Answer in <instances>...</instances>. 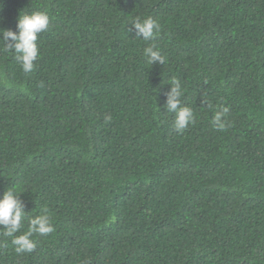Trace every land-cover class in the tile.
<instances>
[{
  "label": "trees",
  "instance_id": "1",
  "mask_svg": "<svg viewBox=\"0 0 264 264\" xmlns=\"http://www.w3.org/2000/svg\"><path fill=\"white\" fill-rule=\"evenodd\" d=\"M33 11L51 18L33 71L0 43V195L55 230L17 253L0 229V264H264V0H2L0 28Z\"/></svg>",
  "mask_w": 264,
  "mask_h": 264
},
{
  "label": "clouds",
  "instance_id": "2",
  "mask_svg": "<svg viewBox=\"0 0 264 264\" xmlns=\"http://www.w3.org/2000/svg\"><path fill=\"white\" fill-rule=\"evenodd\" d=\"M50 20L49 14L45 11L26 12L19 15L16 31L0 28L2 51L14 53L25 73L33 71L35 67V61L40 56L37 41L40 34L49 29ZM130 23L131 28L128 30L135 31L136 35L142 37L144 41H153L160 32L159 23L152 17H138L132 19ZM143 55L148 65L155 63L164 65L166 62L165 56L155 44L145 47ZM183 95L184 90L178 80H172L169 90L164 93V107L167 112L174 114L173 129L177 133H182L194 121L193 109L181 104ZM203 102L207 103L206 97ZM228 111L227 107H222L215 112L212 119L213 127L219 130L225 127L224 117ZM20 192L22 191L9 188L0 195V226H2L0 229L3 230L4 236L12 238L11 242L17 253H31L36 247L33 236H48L55 229L52 219L47 214V209H43L41 214L26 217V203L19 198L18 193ZM26 219L27 228L25 229Z\"/></svg>",
  "mask_w": 264,
  "mask_h": 264
}]
</instances>
